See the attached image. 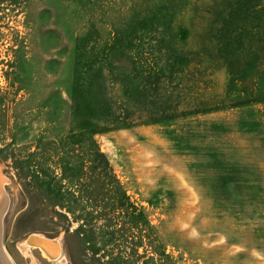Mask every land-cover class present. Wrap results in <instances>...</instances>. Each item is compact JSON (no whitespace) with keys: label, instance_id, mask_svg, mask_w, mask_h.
<instances>
[{"label":"rangeland","instance_id":"rangeland-1","mask_svg":"<svg viewBox=\"0 0 264 264\" xmlns=\"http://www.w3.org/2000/svg\"><path fill=\"white\" fill-rule=\"evenodd\" d=\"M0 176L15 264H264V0H0Z\"/></svg>","mask_w":264,"mask_h":264},{"label":"bare ground","instance_id":"bare-ground-1","mask_svg":"<svg viewBox=\"0 0 264 264\" xmlns=\"http://www.w3.org/2000/svg\"><path fill=\"white\" fill-rule=\"evenodd\" d=\"M2 178L4 177L0 176V264H15L1 242V222L4 216V211L7 208L6 205L8 203L6 198L4 197L5 194H3L2 192L4 182ZM55 241L59 243L58 251L54 250L53 243L43 242L32 237L24 241V243L21 245V248L24 252L31 248L36 249L41 253L42 257L46 258L51 264H59L62 260L63 253L59 239H55Z\"/></svg>","mask_w":264,"mask_h":264},{"label":"trees","instance_id":"trees-1","mask_svg":"<svg viewBox=\"0 0 264 264\" xmlns=\"http://www.w3.org/2000/svg\"><path fill=\"white\" fill-rule=\"evenodd\" d=\"M158 112H154V113H149L147 115V118L145 119V121H149V120H154L156 119V117L159 118H166L169 116L170 113H167V111H162L159 115H156ZM91 116L93 118L94 121H102L105 123H111L113 125H122V124H133L135 121H124L120 116H116V118H111V114L109 113H104L102 111L96 110L95 108H93V111L91 112ZM128 120V119H127ZM100 156H102V153H99Z\"/></svg>","mask_w":264,"mask_h":264},{"label":"water","instance_id":"water-1","mask_svg":"<svg viewBox=\"0 0 264 264\" xmlns=\"http://www.w3.org/2000/svg\"><path fill=\"white\" fill-rule=\"evenodd\" d=\"M30 237H32V238H35L36 240H41V241H43V242H50V243H53V247H54V250L55 251H58L59 250V243L57 242V241H55V239H57V238H54V237H48V236H46V235H44V236H40V235H38L37 233H30L29 235H28V238H27V240L30 238ZM60 241V240H59ZM60 244H61V242H60ZM62 246V245H61Z\"/></svg>","mask_w":264,"mask_h":264}]
</instances>
